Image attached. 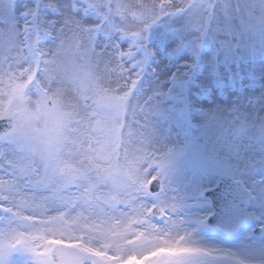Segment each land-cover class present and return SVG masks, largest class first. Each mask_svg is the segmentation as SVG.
Segmentation results:
<instances>
[{"label":"snow or ice","instance_id":"snow-or-ice-1","mask_svg":"<svg viewBox=\"0 0 264 264\" xmlns=\"http://www.w3.org/2000/svg\"><path fill=\"white\" fill-rule=\"evenodd\" d=\"M188 13L193 57L161 79L156 44L171 37L154 26L183 35ZM213 27L249 49L264 0H0V264H264V239H198L215 213L186 215L173 184L184 148L160 123L164 100ZM207 130L227 177L209 194L264 206V88ZM243 215L264 232V211Z\"/></svg>","mask_w":264,"mask_h":264},{"label":"rangeland","instance_id":"rangeland-1","mask_svg":"<svg viewBox=\"0 0 264 264\" xmlns=\"http://www.w3.org/2000/svg\"><path fill=\"white\" fill-rule=\"evenodd\" d=\"M196 19L192 13L183 16V35L177 32L176 25L154 26L161 29L165 37H171V40L164 38L156 44L158 56L154 66H160L161 79H166L165 73L170 74L181 67L185 58L191 60L193 57V49L189 45L194 37L189 33L193 32ZM211 31L212 35L202 38L205 40L206 52L196 57L195 68L186 79L169 85L173 92L164 100L166 111L160 118V123L166 130H170V140L184 148L173 175V184L182 189V195L189 203L186 215L213 213L211 203L203 194L223 174L213 152L217 145L216 134L207 130L210 114L230 100H236L238 94L245 91L258 92L264 88V35L255 34L249 49L233 47L229 50L221 44L224 34L219 33L215 27ZM228 39L233 37L229 35ZM235 39L239 40L240 37ZM244 39L248 40L249 37L246 35ZM257 173L264 175V170L258 169ZM256 183H260L258 176ZM249 211H264V206L259 200L251 201ZM256 228L257 221L250 217L248 227L242 229L238 237L225 240L217 234H210L206 225L198 230V239L205 243L240 249L249 246L250 238L264 239V236L255 235Z\"/></svg>","mask_w":264,"mask_h":264},{"label":"water","instance_id":"water-1","mask_svg":"<svg viewBox=\"0 0 264 264\" xmlns=\"http://www.w3.org/2000/svg\"><path fill=\"white\" fill-rule=\"evenodd\" d=\"M226 178L225 175H221L218 183L205 191V197L211 200L215 213V215L209 217L208 223L212 229L221 230L227 234H235L249 221V217L244 216L243 211L248 209L250 201L247 198L236 196L234 203H228L220 198L219 192L213 198L209 194V190H215L221 184L222 180ZM256 233L259 236H263L260 228L256 230Z\"/></svg>","mask_w":264,"mask_h":264},{"label":"trees","instance_id":"trees-1","mask_svg":"<svg viewBox=\"0 0 264 264\" xmlns=\"http://www.w3.org/2000/svg\"><path fill=\"white\" fill-rule=\"evenodd\" d=\"M204 41L205 40H202L201 39L200 46H202V49L200 50V47H199V49H198V56L203 55L204 52H206V50L204 49Z\"/></svg>","mask_w":264,"mask_h":264}]
</instances>
